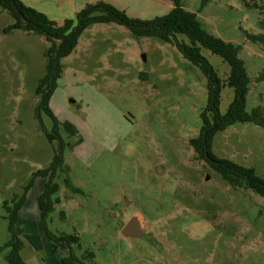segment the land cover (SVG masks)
<instances>
[{"label":"rangeland","instance_id":"374dc122","mask_svg":"<svg viewBox=\"0 0 264 264\" xmlns=\"http://www.w3.org/2000/svg\"><path fill=\"white\" fill-rule=\"evenodd\" d=\"M24 1L61 24L102 0ZM179 1L206 31L241 47L238 57L250 79L245 110L260 107L264 113V50L245 36L264 33V0H254L260 10L241 0H210L204 7L201 0ZM132 3L118 5L127 4L125 13L142 20L172 7L170 0ZM12 22L0 10V246L10 238L3 201L19 196L32 179L15 224L23 243L19 255L25 264H61L68 247L53 250L39 221L37 197L46 178L33 177L49 165L58 145L47 141L34 116V90L45 74L49 43L20 30L3 34ZM175 39L186 42L180 35ZM201 54L225 79L229 66L206 49ZM61 64L48 106L76 131L70 135L59 126L58 135L63 165L80 192L72 193L64 186L65 173H56L60 202L47 227L55 236L79 237L71 245L78 264H264V197L232 188L189 145L200 133L207 102V80L198 67L174 45L135 37L115 23L85 28ZM232 98V89H221L222 113ZM41 121L50 131V118L41 113ZM211 150L264 178L263 128L236 122L213 135ZM133 216L142 238L120 234ZM7 252H0V264H8Z\"/></svg>","mask_w":264,"mask_h":264},{"label":"trees","instance_id":"16d2710c","mask_svg":"<svg viewBox=\"0 0 264 264\" xmlns=\"http://www.w3.org/2000/svg\"><path fill=\"white\" fill-rule=\"evenodd\" d=\"M170 1L172 7L167 14L156 16L150 20L129 17L124 10H120L110 3L98 1L94 4H87L75 15L74 19L67 18L58 24L44 13L27 6L21 0H0V10L5 11L13 19L11 24L2 29L3 34L20 30L27 34L43 36L49 43L44 52L47 59L45 74L38 79L34 90L35 95L38 96L34 116L38 120L47 141L56 140L58 145L54 148L49 165L34 172L33 177L46 178L44 189L37 197L39 221L44 234L52 242L53 250L58 247L62 249L68 247V255L61 258V264L79 263L71 248L72 244H78L79 237L74 234L55 236L47 227V218L54 210V206L60 202L56 196L58 184L53 181L57 172L65 173L63 183L66 188L72 193L80 192L78 188L72 185L68 176V169L63 165L64 142L58 135L59 126L70 135H74L76 131L68 122L60 123L50 111L48 104L62 71V58L68 56L75 49L79 36L91 24L115 23L125 27L135 37L158 38L174 45L186 60L198 67L207 80V102L200 113V133L198 137L189 140V145L196 156L204 160L232 188L250 189L264 197V178L257 176L253 168L243 167L230 160L218 158L211 150L213 135L236 122L252 123L264 129V113L261 108L256 107L250 113L245 110L250 79L243 61L238 57L241 47L206 31L197 19V15L184 9L179 0ZM209 1L201 0V7H204ZM241 1L248 7L258 8L254 0ZM260 12L264 15L262 10ZM260 24L264 29V19ZM177 35L183 36L186 42L177 41L175 39ZM245 36L249 41L261 44L264 50V33H245ZM202 49L219 56L229 66V72L225 79H220L212 69L208 60L201 54ZM261 78L264 79V76ZM224 87L232 89L233 98L225 112L222 113L219 104L220 92ZM41 113L47 115L52 121L50 131H47L43 126ZM208 158H211L212 161H209ZM31 185L32 179L24 186L19 196L14 195L9 203L3 201L10 238L0 246V252L5 249L8 250L4 256L8 264H25L19 255L23 243L15 233V224L17 213L23 205ZM59 216L64 219V212L60 211Z\"/></svg>","mask_w":264,"mask_h":264},{"label":"water","instance_id":"95a60500","mask_svg":"<svg viewBox=\"0 0 264 264\" xmlns=\"http://www.w3.org/2000/svg\"><path fill=\"white\" fill-rule=\"evenodd\" d=\"M209 161H212L211 158H208ZM124 204H127V201L123 199ZM120 234L125 238H142L144 231L137 217H131L127 220L125 224L120 229Z\"/></svg>","mask_w":264,"mask_h":264},{"label":"crops","instance_id":"0c3cea01","mask_svg":"<svg viewBox=\"0 0 264 264\" xmlns=\"http://www.w3.org/2000/svg\"><path fill=\"white\" fill-rule=\"evenodd\" d=\"M21 1H22L24 4H26L24 0H21ZM102 1H105V2L111 3L113 6L117 7V8L120 9V10H125V9H126V6L133 4L132 2H133L134 0H102ZM123 2L127 3L128 5H127V4H125L124 6H122V5H118V4H122ZM126 10H127V9H126Z\"/></svg>","mask_w":264,"mask_h":264}]
</instances>
